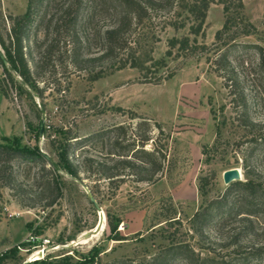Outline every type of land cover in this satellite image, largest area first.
Segmentation results:
<instances>
[{"label":"rangeland","instance_id":"rangeland-1","mask_svg":"<svg viewBox=\"0 0 264 264\" xmlns=\"http://www.w3.org/2000/svg\"><path fill=\"white\" fill-rule=\"evenodd\" d=\"M184 1L177 0L170 14L159 12L142 24L122 57L130 61L135 55L147 67L149 59H164L165 67L157 70L151 67L147 75L172 73L171 79L157 85L146 84L138 69L126 67L111 73V63L105 60L89 63L84 71H73L60 45L55 59L62 66L59 64L57 68L56 82H51L49 68L43 70L38 78L40 98L31 97L26 87L19 86L6 85L4 94L0 93V144H6L3 138H7L10 146L44 152L53 163H59L63 154L81 177L73 178L62 167L53 170L61 195L53 206L47 207L54 199L47 190L51 165L40 160L15 165V181L0 190L3 264H186L184 248L172 251L184 244L193 249L195 258L223 259L227 264H253V255L264 256V227L260 225L253 234H247L244 231L247 223L232 218L221 225H209L202 235L191 229V219L200 206H207L225 192L227 185L222 175L226 170L239 169L241 181H245L241 166L246 158L251 170L262 171L264 175V164L259 158L264 145L255 143V138L264 132V66L255 67L258 58L248 52L244 64L237 68L244 77L247 115L255 123V127L244 128L239 125L231 98L222 80L213 73L207 56L200 50L184 53L176 49L171 57L166 56L168 40L188 36V27L194 21L184 12ZM208 1L203 36L197 41L213 51L214 35L221 29L224 16L216 0ZM242 1L243 14L257 32L240 41L264 48V0ZM26 8L27 0H0L3 33L11 25L10 17L24 14ZM166 23L183 27L175 32ZM104 25L103 17L97 15L85 30L88 43L81 50L83 57L101 56L102 44L97 33H101ZM0 52L3 54L1 47ZM35 58L33 53L31 59ZM100 71L104 76L92 81L90 77ZM11 75L18 84L19 77L13 72ZM3 77L0 62V80ZM210 104L220 129L215 150L211 146L217 138L216 122L209 112ZM41 118L44 136L38 139ZM141 118L161 124L163 136L155 131L150 133L160 146L166 147L168 171L166 168L154 184L123 180L116 185L104 180L97 182L93 175L86 179L81 172L84 159L94 162L91 164L94 170H101L100 165L110 168L117 160L108 156L107 138L80 144L83 139L113 125L133 128ZM88 195L95 198L105 220L97 236L83 240L101 220L100 211L95 210ZM107 217L118 222L116 231L123 240H112ZM167 218L172 220L165 224ZM26 225L30 227L27 229ZM29 236L34 240L27 241ZM18 244L19 248H13ZM42 249L44 255L30 262V256ZM8 254L13 257L6 259Z\"/></svg>","mask_w":264,"mask_h":264},{"label":"trees","instance_id":"trees-1","mask_svg":"<svg viewBox=\"0 0 264 264\" xmlns=\"http://www.w3.org/2000/svg\"><path fill=\"white\" fill-rule=\"evenodd\" d=\"M216 2L222 6L224 22L221 29L214 35L213 51H210L211 49L206 45L198 44L197 41L198 37L203 36L209 1L185 0L182 8L184 12L192 16L194 21L188 27V36H184L182 39L173 37L168 40L166 56L171 57L174 49L184 53H196L200 50L202 55L207 56L213 73L222 80L223 88L231 98L230 102L236 111L239 125L244 128L255 127V123L247 115L249 107L244 77L238 74L237 68L244 64V56L248 52L254 53L258 58L255 67H263L264 48L260 44L240 41V39L253 36L257 32L254 24L249 22L243 14L242 0H216ZM176 4L177 0H66L65 3H60V0H27L26 12L20 16L10 17L11 25L7 32L3 33L0 22V47L8 63L5 66L0 59L4 74L3 79L0 80V93L4 94L3 89H6V85L19 86L23 89L25 86L21 82H24L27 88H31L34 93L28 89L26 92L31 97L40 98L42 96L38 84L40 73L49 68L50 80L56 82L57 68L59 64L62 66L61 63H58V59H55L60 45L64 47L63 54L68 59V66L73 71H84L89 63L105 60L111 63L109 67L111 73L126 67L138 69L142 75V82L146 84L157 85L171 79L172 73H164L159 76L151 75L150 77L147 75V71H150L151 67L155 70L165 67L164 59H149L150 66L147 67L135 55L130 61L122 59V57L129 51L133 44V38L142 24L150 21L159 12L170 14ZM97 15H101L105 22L101 33H97L102 44V54L98 59H92L88 56L83 57L81 50H84L88 43L85 30H88ZM166 25L171 26L175 32L183 27L177 23H166ZM189 35L193 38L190 39ZM24 43H31V46L24 47ZM33 53L36 54L35 59H31ZM29 58L32 61H29ZM11 72L19 77L18 84L15 83ZM103 74L100 71L90 78L92 81H96L101 79ZM148 74L151 73L148 72ZM209 112L212 120L215 121L216 115L211 104ZM219 130V123L216 122L217 138L211 146L213 150L218 146ZM153 131L157 135H164L161 124L141 118L135 122L133 128L126 124L113 125L97 132L94 136L85 137L80 144L107 138L108 156L117 161L110 168H102L100 165L101 170H94L91 165L94 162L84 159L82 164L85 166L81 172L86 176V179L93 175L97 182L104 180L114 182L116 185L123 180L146 184L156 183L166 168L168 171L169 161L166 147L158 144L157 138L150 133ZM3 141L6 144H0V190L11 186L15 181L16 164L29 163L34 160L47 162L40 152L10 146L11 141L7 138H3ZM255 143L264 145V132L255 138ZM148 144L151 145L150 149L146 148ZM82 147L84 146L82 145ZM65 150H68V146ZM205 151L203 149L202 154H205ZM259 158L264 164V151L261 152ZM60 159L59 163H52L51 168L53 169L49 167L51 178L48 180L47 190L52 193L54 199L49 202L47 207L53 206L56 198L61 195L59 182L53 175V170L62 167L73 178L81 179L78 172L68 164L63 154H60ZM241 167L247 177L245 181L230 183L223 194L207 206H200L199 211L193 215L190 225L194 234L202 235L204 229L209 225H221L232 218L244 220L247 223L244 228L247 234H253L257 225L264 227L263 172L255 173V170H251V165L246 158L243 159ZM253 168L256 169V167ZM199 182H201V178ZM171 220L172 218H167L164 222L167 224ZM117 224L118 222L107 217V226L113 233L112 240L114 241L123 240V237L116 231ZM29 227L26 225L27 229ZM16 246H20V244L13 248ZM180 246H176L179 248L174 247L172 251L184 248L186 264H227L223 259L195 258L191 247L187 244H184V247ZM12 257L13 255H6V259ZM252 260H255L253 264H264L262 255L255 254ZM3 262L0 259V264Z\"/></svg>","mask_w":264,"mask_h":264},{"label":"water","instance_id":"water-1","mask_svg":"<svg viewBox=\"0 0 264 264\" xmlns=\"http://www.w3.org/2000/svg\"><path fill=\"white\" fill-rule=\"evenodd\" d=\"M0 59H1V61L3 62V64H4L5 66L8 65V63L6 62V60H5V58H4V55H3L1 52H0ZM21 84L27 88V86H26V84H25L24 82H21ZM27 89H28L31 93H34L33 90H32L31 88H27ZM43 136H44V119L41 118L40 121H39V125H38V138H39V139H42ZM40 153H41V155L45 158V160H46L50 165H52L53 162H52V160L50 159V157H49L46 153H44V152H41V151H40ZM222 180H223V183H224L225 185H227V186H228L230 183H232V182L241 181L240 176H239V173H238V171H237L236 169H229V170H226V171L223 173V175H222ZM82 186H83V185H82ZM83 187H84V186H83ZM88 198H89L90 203L94 206L95 210L98 211V212H99V211L101 212V209H100V207L98 206V204L96 203L95 198H94L93 196H91V195H88Z\"/></svg>","mask_w":264,"mask_h":264},{"label":"bare ground","instance_id":"bare-ground-1","mask_svg":"<svg viewBox=\"0 0 264 264\" xmlns=\"http://www.w3.org/2000/svg\"><path fill=\"white\" fill-rule=\"evenodd\" d=\"M234 169H236V168H234ZM237 171H238V173H239V176H240V179H241V172H240V170L239 169H236ZM100 216H101V220H100V223H99V225H98V227L94 230V231H91L90 233H87L85 236H84V238H83V240L84 239H90V238H93V237H95V236H97L99 233H100V231L101 230H103V228H104V216H103V214H102V212H100ZM43 252H37V253H34L33 255H31L30 256V259H29V261L31 262V261H33L34 259H40V256H42L43 254H42Z\"/></svg>","mask_w":264,"mask_h":264},{"label":"built area","instance_id":"built-area-1","mask_svg":"<svg viewBox=\"0 0 264 264\" xmlns=\"http://www.w3.org/2000/svg\"><path fill=\"white\" fill-rule=\"evenodd\" d=\"M30 240L33 241L34 239H33L31 236H29L28 239H27V241H30ZM47 242H48V241H44L43 243H44V244H47ZM17 248H19V247L17 246ZM37 252H43L42 254L44 255V253H45V249H42V250L37 251ZM37 252H36V253H37Z\"/></svg>","mask_w":264,"mask_h":264},{"label":"crops","instance_id":"crops-1","mask_svg":"<svg viewBox=\"0 0 264 264\" xmlns=\"http://www.w3.org/2000/svg\"><path fill=\"white\" fill-rule=\"evenodd\" d=\"M21 240H22V239H21ZM21 240H20V241H21Z\"/></svg>","mask_w":264,"mask_h":264}]
</instances>
